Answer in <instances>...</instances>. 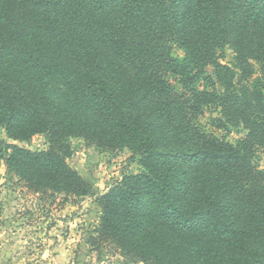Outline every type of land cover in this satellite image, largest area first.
I'll return each mask as SVG.
<instances>
[{
	"label": "trees",
	"instance_id": "1",
	"mask_svg": "<svg viewBox=\"0 0 264 264\" xmlns=\"http://www.w3.org/2000/svg\"><path fill=\"white\" fill-rule=\"evenodd\" d=\"M228 43L264 89V0H0V129L49 142L0 137L7 169L34 193L83 197L71 139L129 149L142 169L99 197L96 240L143 264H264V94L237 99ZM216 104L245 139L197 124Z\"/></svg>",
	"mask_w": 264,
	"mask_h": 264
},
{
	"label": "rangeland",
	"instance_id": "2",
	"mask_svg": "<svg viewBox=\"0 0 264 264\" xmlns=\"http://www.w3.org/2000/svg\"><path fill=\"white\" fill-rule=\"evenodd\" d=\"M168 40L173 55L183 57V49L174 39ZM218 53L221 63L231 69L237 99L245 100L251 90L255 94L261 91L264 94L259 63L250 61L251 72L243 68L231 43ZM207 71L217 78L213 66H208ZM168 80L180 93L177 79L170 74ZM217 86L224 91L219 82ZM196 122L233 144L249 134L244 122L224 113L218 104L206 107ZM0 137L33 150L49 147L43 134L35 135L28 142H17L0 129ZM71 142L73 155L68 162L89 181L93 190L91 195L66 197L30 191L7 169L0 149V264H143L124 256L111 242L96 240L102 216L99 197L117 185L124 175L138 173L142 169L139 157L129 149L105 151L77 137ZM253 160L264 171V147H258Z\"/></svg>",
	"mask_w": 264,
	"mask_h": 264
}]
</instances>
